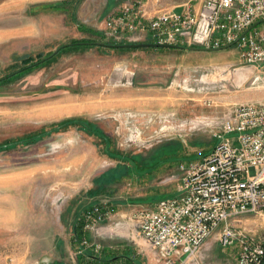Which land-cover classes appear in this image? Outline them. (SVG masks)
<instances>
[{
	"label": "rangeland",
	"instance_id": "1",
	"mask_svg": "<svg viewBox=\"0 0 264 264\" xmlns=\"http://www.w3.org/2000/svg\"><path fill=\"white\" fill-rule=\"evenodd\" d=\"M122 1L0 7V79L26 69L0 83V264H91L73 230L94 205L110 219L89 245L165 264L129 217L176 194L234 106L264 103V72L235 48L97 46L152 43L107 35ZM202 262L236 264V251L211 243Z\"/></svg>",
	"mask_w": 264,
	"mask_h": 264
},
{
	"label": "built area",
	"instance_id": "2",
	"mask_svg": "<svg viewBox=\"0 0 264 264\" xmlns=\"http://www.w3.org/2000/svg\"><path fill=\"white\" fill-rule=\"evenodd\" d=\"M163 2L122 1L102 27L113 39L130 43L149 39L182 48H235L245 63L264 72V0H191L171 7ZM215 136L208 155L181 166L174 196L129 217L157 261L206 264L209 245L218 243L236 251V264H264V103L234 106ZM109 219L103 206L94 205L84 231ZM81 247L92 253L102 249L88 238Z\"/></svg>",
	"mask_w": 264,
	"mask_h": 264
},
{
	"label": "crops",
	"instance_id": "3",
	"mask_svg": "<svg viewBox=\"0 0 264 264\" xmlns=\"http://www.w3.org/2000/svg\"><path fill=\"white\" fill-rule=\"evenodd\" d=\"M56 1H60V2L62 1L64 3H66V4L70 3V0H4V1L0 2V7L3 6V8H6L5 9L6 11H11V12L18 11V10H21V9L23 11H26L31 6L42 5L41 7H43V5L46 4V3L56 2ZM173 3H175V2H173ZM181 4H183V3L179 2V3H176V4H172L169 1L167 2V0H164V2H163V6H165V7H171V6H174V5H181ZM107 247L108 246H106L105 248L103 247L102 249L106 250ZM102 249L98 253V255H95L96 257H98L99 260H96V259L89 260V262L91 264H127L125 262V260H122V259L110 262L111 257L109 256L110 258L109 257L107 258L106 257L107 255L103 254L104 252H103Z\"/></svg>",
	"mask_w": 264,
	"mask_h": 264
},
{
	"label": "trees",
	"instance_id": "4",
	"mask_svg": "<svg viewBox=\"0 0 264 264\" xmlns=\"http://www.w3.org/2000/svg\"><path fill=\"white\" fill-rule=\"evenodd\" d=\"M72 46H76V45H72ZM101 47H103V48H109V47H105V46H101ZM66 48H69V46H67V47H65L64 49H66ZM64 49H62V50H64ZM61 50V51H62ZM30 61H31V58H25V59H23V61L22 62H24L25 64H27V63H30ZM26 69H24V70H21L20 72H17V73H15V74H13V75H11V76H8V77H6V79H4V78H2V79H0V83H2V82H4V81H8V80H10L12 77H14V76H16V75H18V74H20V73H22L23 71H25ZM26 140V139H25ZM33 140H35V138H30V139H28V140H26V141H33ZM22 141H24V140H22ZM11 147V145L10 144H8V145H6L5 147H1L2 149H6V148H10ZM92 209V207L90 208V209H88L87 211H85L84 213H83V215L82 216H80V218L78 219V221H77V223L75 224V226H74V237H75V240H76V242H78L80 245H81V242L83 241V239L84 238H87V233L84 231V228H85V226H86V222H85V215H86V213H88L90 210ZM81 258L83 259H86V260H92V259H96V260H99L98 259V257H96V256H94L93 255V253L92 252H90V251H86V253H85V255H83V256H81ZM125 260V262L127 263V264H139L138 263V261H137V259H136V257L134 256V254H130L129 252H126L125 254H122L121 256H119V257H114V258H111L110 259V262L112 261H117V260Z\"/></svg>",
	"mask_w": 264,
	"mask_h": 264
},
{
	"label": "water",
	"instance_id": "5",
	"mask_svg": "<svg viewBox=\"0 0 264 264\" xmlns=\"http://www.w3.org/2000/svg\"><path fill=\"white\" fill-rule=\"evenodd\" d=\"M176 14L181 13V9H177L175 11ZM97 46H105L109 48H116V49H145V48H158V49H182L180 46H174V45H161V44H155V43H147V44H132V45H106L102 43H96ZM226 47L225 49H227ZM58 53V51L56 52ZM43 62V61H42ZM6 79V77L4 78Z\"/></svg>",
	"mask_w": 264,
	"mask_h": 264
}]
</instances>
